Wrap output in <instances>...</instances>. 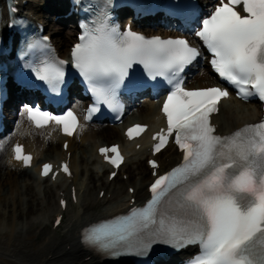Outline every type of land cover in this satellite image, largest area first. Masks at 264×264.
Returning <instances> with one entry per match:
<instances>
[{"label": "snow or ice", "instance_id": "obj_1", "mask_svg": "<svg viewBox=\"0 0 264 264\" xmlns=\"http://www.w3.org/2000/svg\"><path fill=\"white\" fill-rule=\"evenodd\" d=\"M241 6L244 14L238 10ZM199 25L194 34L211 54L215 73L242 99L258 96L264 101V0H217ZM82 29L71 51L72 66L87 83L95 103L83 117L71 108L55 114L28 104L24 106L27 119L39 129L59 126L68 137L81 135L101 106L119 119L123 114L119 90L143 86L131 74L134 65H142L150 80L163 78L170 86L162 106L167 127L152 136L153 152L160 153L171 140L183 153L181 163L150 185L152 198L146 205L86 228L84 243L111 256L141 257L157 244L174 249L199 245L200 253L190 264H264V121L228 135L217 134L211 116L220 111L221 101L230 93L218 86H184L185 69L203 55L188 39L147 37L130 28L121 31L104 10L91 24H82ZM48 40L47 36L33 39L25 55L50 49ZM67 64L48 52L44 59L25 66L59 95L66 84ZM148 127L134 124L126 135L135 139ZM63 147H69L67 142ZM12 150L15 160L25 167L32 165L34 156L24 144L16 143ZM99 153L115 169L125 162L118 144L101 147ZM149 164L155 176L159 164L156 160ZM59 171L72 175L67 162ZM50 173L53 179L58 174L51 163H44L42 175ZM116 176L112 171L109 179ZM60 205L67 207V201L61 200ZM55 223L59 225L61 218Z\"/></svg>", "mask_w": 264, "mask_h": 264}, {"label": "bare ground", "instance_id": "obj_2", "mask_svg": "<svg viewBox=\"0 0 264 264\" xmlns=\"http://www.w3.org/2000/svg\"><path fill=\"white\" fill-rule=\"evenodd\" d=\"M203 1L209 3L212 0ZM28 9L46 20L48 31L58 47L68 49L74 40L72 29L63 23L57 24L54 17L49 16L50 9L45 7V0H31ZM215 82L216 78L203 66L188 80L190 87ZM14 112H17L15 139L29 142L30 148L37 153V161L61 160L64 157L65 152L61 148L63 138L55 129L35 132L30 125L24 129L27 123H24L23 113L19 108L13 109V116ZM130 113L126 117L129 123L152 124L160 117L159 106L151 101L135 105ZM259 117L260 109L254 103L225 101L215 122L225 133ZM120 139L119 127H107L96 122L88 125L81 135L70 140L73 177L58 184L48 179L41 180L33 170L23 169L12 161L6 147L0 150V264H98V258L79 244V230L93 220L116 213L129 203L131 197H142L145 184L151 179L144 159L146 151L135 152L131 148L132 154L124 165V172L119 174L127 173L129 178L119 180L118 175L114 181H107L106 170L98 168L100 158L96 154L97 146ZM179 158L170 147L160 157L162 162L170 163L177 162ZM103 167L106 168V165ZM72 186L77 191V203L73 205L69 201L63 212L59 199L62 194L70 195ZM130 186L136 188V194L128 192ZM103 189L105 195L101 197ZM61 213L67 218L64 216L62 225L54 228L55 217Z\"/></svg>", "mask_w": 264, "mask_h": 264}, {"label": "rangeland", "instance_id": "obj_3", "mask_svg": "<svg viewBox=\"0 0 264 264\" xmlns=\"http://www.w3.org/2000/svg\"><path fill=\"white\" fill-rule=\"evenodd\" d=\"M130 114H131V113H129V115H130ZM78 142H80V139L78 140ZM3 159H4V157H3ZM120 179L123 180V178H122L121 176L119 177V180H120ZM99 209H100V208H99Z\"/></svg>", "mask_w": 264, "mask_h": 264}]
</instances>
